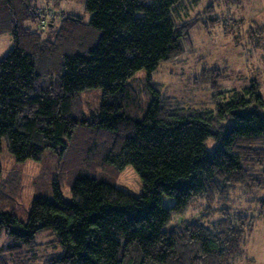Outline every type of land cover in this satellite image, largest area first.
Listing matches in <instances>:
<instances>
[{"label": "trees", "instance_id": "16d2710c", "mask_svg": "<svg viewBox=\"0 0 264 264\" xmlns=\"http://www.w3.org/2000/svg\"><path fill=\"white\" fill-rule=\"evenodd\" d=\"M196 2L85 0L90 19L65 15L50 39L42 28H54L55 18L45 20L39 0H0V34L11 33L14 43L0 59V145L4 140L18 162L40 161L46 152L62 156L79 131L96 135L100 148L94 143L89 160L99 156L115 172L133 166L143 188L135 196L85 170L71 184V202L62 200L54 183L53 197H34L25 222L14 212L17 185H5L0 264H235L241 259L256 214L264 215V197L258 195L264 190L261 84L251 79L227 89L220 84L224 73L212 68L214 77L206 80L211 106L186 107L152 82L162 62L184 52L190 30L207 25L199 16L216 10L212 2L188 17ZM209 19L224 29L233 20ZM246 32L264 47V26L251 25ZM201 62L205 76L210 68ZM140 71L146 73L142 97L130 83ZM89 89H100L102 99L90 117L80 116L76 100ZM242 201L258 204V210L236 208ZM196 207L204 209L200 216L173 223ZM42 231L57 237L61 254L40 259L36 236Z\"/></svg>", "mask_w": 264, "mask_h": 264}, {"label": "rangeland", "instance_id": "374dc122", "mask_svg": "<svg viewBox=\"0 0 264 264\" xmlns=\"http://www.w3.org/2000/svg\"><path fill=\"white\" fill-rule=\"evenodd\" d=\"M214 3L216 8L210 15L201 14L199 17L204 26H195L190 30L185 42V50L178 57L162 62L158 69L152 74V82L159 84L162 94L170 100L178 101L182 106H211L212 91L208 82L214 77L212 68L222 71V87L227 89L241 88L248 84L251 79H256L260 84V92L264 97V47L259 45L262 41L253 38L246 31L251 27L264 26V0H240L239 4L228 6L224 0H197L192 9L188 10V17H195L205 7ZM48 5L45 0H39V6L46 8V21L55 18L54 28L43 27V35L54 38L59 32L58 26L61 17L67 14L82 17L85 22L90 19V14L85 10V0H59L58 5ZM185 14V13H182ZM186 16V15H185ZM198 16V15H197ZM229 17L226 26L220 23L211 24L209 17ZM241 23V24H240ZM11 33L0 34V59L13 47ZM204 57V58H202ZM203 61L206 63L207 74H202ZM227 74V75H225ZM146 73L140 71L130 81L133 89L139 96L146 94ZM142 97V96H141ZM102 99L100 89H89L81 92L76 100L80 116H91L96 111ZM75 115H77L75 111ZM81 127L82 124L80 125ZM88 128H93L89 126ZM76 140L69 141L68 150L62 156L46 152L40 161L28 159L18 162L8 151L5 141L0 145V194L5 189L17 185L18 195L14 200V212L22 221H28L32 201L37 195L53 197V184L56 183L61 191L62 200L71 202V184L76 176L85 170H94L95 173L106 177L135 196L142 193V181L140 175L131 165L125 166L121 171L115 172L101 164L99 156L91 159L96 135H78ZM93 137V138H92ZM86 139V140H85ZM85 140V141H84ZM72 142V143H70ZM100 148V144L96 143ZM208 145H212L209 140ZM88 158V159H86ZM6 185V188H5ZM15 187V186H14ZM264 197V190L258 192ZM255 197V192L251 195ZM250 196H247L249 200ZM239 201V200H238ZM250 206L253 213L258 210V204L253 202H241L236 208ZM204 211L201 207L190 209L184 217H176L173 223L181 221L182 218H196ZM172 224V223H171ZM5 241V236L2 239ZM40 244L36 250L40 259H47L63 252L57 237L51 232L42 231L36 236ZM37 264H42L40 261ZM235 264H264V215L256 214L254 229L245 240L241 259Z\"/></svg>", "mask_w": 264, "mask_h": 264}]
</instances>
